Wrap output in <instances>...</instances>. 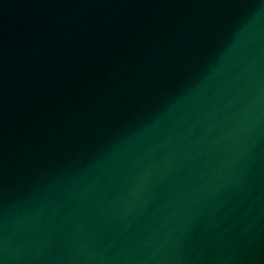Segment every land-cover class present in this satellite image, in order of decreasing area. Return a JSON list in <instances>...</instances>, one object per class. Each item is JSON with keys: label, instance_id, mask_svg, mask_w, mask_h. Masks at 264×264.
Returning <instances> with one entry per match:
<instances>
[{"label": "water", "instance_id": "water-1", "mask_svg": "<svg viewBox=\"0 0 264 264\" xmlns=\"http://www.w3.org/2000/svg\"><path fill=\"white\" fill-rule=\"evenodd\" d=\"M0 264H264V0H0Z\"/></svg>", "mask_w": 264, "mask_h": 264}]
</instances>
